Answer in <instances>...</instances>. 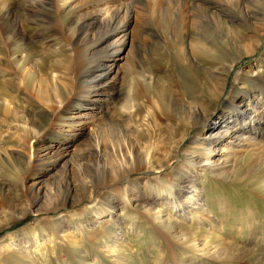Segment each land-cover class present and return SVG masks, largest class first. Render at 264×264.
Returning a JSON list of instances; mask_svg holds the SVG:
<instances>
[{"label": "rangeland", "instance_id": "374dc122", "mask_svg": "<svg viewBox=\"0 0 264 264\" xmlns=\"http://www.w3.org/2000/svg\"><path fill=\"white\" fill-rule=\"evenodd\" d=\"M55 1L58 11L56 10L52 15L60 16L64 24H69L72 18L71 2ZM132 2L134 15L131 37L126 45V58L120 63L115 78L106 77L98 66L109 62L107 58L109 52L97 47L100 33L105 31L98 25H88L76 31L77 24H72L55 33L50 31L44 38L39 39L36 34L44 32L43 29L47 26H51L50 30H52V24L40 25L30 19L24 24L25 34L28 38H32L33 42L29 44V51L27 49L24 51L29 53L28 59L22 60L24 40L20 37L17 40L13 34L7 33L5 27L8 24L0 21V264H88L94 261L95 264H191L189 259L193 255L199 256V263L205 261L204 255L195 249V240L184 241L177 238L169 228L157 223L153 216L146 215L142 211L138 212L139 210L131 215L134 218L137 216L142 218L140 222L145 235L129 236L127 243H130V246L123 245V249H131L135 245L137 250L133 252L134 256L128 259L127 252L122 253V258L105 254L106 251L101 247L104 240L102 235L105 231L103 227L93 231L95 234L84 233V236L88 235L84 242L85 256L77 252L71 244L66 242L62 244L60 239L63 234L60 231L62 225L86 224L92 215L91 208L96 206L97 200L110 202L121 200L126 186L138 178L150 181V185L164 193L173 194L177 189V186L173 185L176 180L173 181L166 175L181 162V155L163 171L157 172L144 165L128 176L125 174L123 177L117 176L111 179L115 175L112 165L117 164L114 165L105 155L95 159L90 153L97 146L95 142L97 139H107L106 137L111 135L118 136L116 134L122 126L119 111L114 110L124 98L133 119L138 108L149 102H155L159 106L163 103L162 108L165 111L163 113L170 118L176 116L165 106L168 104L169 93L194 85L199 91L200 80L203 81V78H200L201 59L199 60L197 55L195 57L197 61L192 60V57H189L192 54L187 55L183 49L185 40L187 44L193 37L202 35L216 42V38L220 36L217 34L215 18L204 16L202 13L200 16L194 0H167L162 4L169 8L162 12L161 8H157V11L153 8L151 0H132ZM222 3L228 6L225 12L226 18L243 22L247 34L256 32L251 26L248 27L247 18L243 16L245 6H254L249 0H228ZM21 7V2H18L17 6L11 9L15 22L21 20ZM257 7L264 10V3ZM7 8L4 1L0 0V18ZM90 35L92 37H89ZM78 45L87 49L84 52L86 57L82 53V58L79 57L81 49L77 47ZM47 49L53 52L46 57L44 53ZM229 54L232 55L231 59H234L236 66L230 74H226L229 76L224 91L208 99L209 105L214 107L220 108L226 99L244 95L246 89L249 91L258 85L253 79L248 80L251 74L246 72L264 59V31L260 45L254 53L238 55L237 51H232ZM200 58L204 57L200 56ZM224 58L223 52L219 51L216 62L221 63ZM38 59L44 60V66L41 67L44 73L55 59H68L67 66L57 73L62 77L69 72L70 80L67 82L69 93L59 96L50 86V80L46 75L37 79L25 72V65L30 67L31 61ZM208 63L209 61L204 59L201 61L205 66ZM135 72L140 73L136 75ZM97 74L100 76L95 79L94 75ZM239 77H241V85H237ZM8 78H12L13 83H16L6 84L5 80ZM128 81L131 84L127 88L129 93L127 96L121 93V87L123 85L126 87ZM43 83L44 87L49 86L47 92L38 87ZM206 84L208 85V81ZM95 85L106 87V92L110 90L111 103L108 106L110 108L107 110L108 115L100 116L98 123L89 132L90 129H85L86 131L80 129L83 124L77 122V119L74 121L72 117L79 111H85L82 107L87 100L88 90ZM162 86H165L164 90L161 89ZM11 88H14V94L12 98H8ZM45 94L54 98H49ZM10 99L13 101L11 102ZM53 99L58 103L49 101ZM5 100H9L10 103ZM95 106L96 104L87 105V108L98 109ZM6 107L8 112L4 113ZM109 116H112V123L108 121L111 124H108L109 130L98 129ZM169 120L165 118L163 121ZM198 128L197 125H191L187 135L188 140L195 137ZM95 131H98V136L91 137V132L95 133ZM80 132L78 141L68 152L70 154L59 163L54 161L57 158L55 154L47 153L48 147L53 145L52 147L56 148ZM78 150H81L79 154L76 153ZM242 150L234 153V165L230 172L220 176L211 174L205 177L204 181H209L204 182V185L208 186L204 196L215 199L213 207L218 211L220 207L217 205L221 201L219 199L223 200L225 212H219L223 216L220 218L225 220L226 228L237 225V228L241 227V231H244L241 234L228 231L226 236L228 238L232 236L234 247L231 251L234 254L232 260L225 264H264V181L262 180L264 148L259 152V157H262L260 161L263 162L256 161L255 165L252 161L254 152L250 150L248 157V154ZM117 163L121 164L119 160ZM75 171L80 180L75 177ZM86 182L89 183L88 187L92 191L89 194L92 196L90 199L84 194ZM159 207L158 203L157 208ZM53 233L54 242L45 241L46 235ZM11 239L14 240V244H10ZM28 239H32L30 246L25 243ZM36 239L41 240L42 251H36V247L33 246ZM235 247H239L242 251L247 250L235 251Z\"/></svg>", "mask_w": 264, "mask_h": 264}, {"label": "bare ground", "instance_id": "6f19581e", "mask_svg": "<svg viewBox=\"0 0 264 264\" xmlns=\"http://www.w3.org/2000/svg\"><path fill=\"white\" fill-rule=\"evenodd\" d=\"M3 1L8 8L0 18V21L2 20V22L8 24L5 27L7 33L13 34L16 39L20 37L21 40H24L22 44V60L28 59L29 53L27 54L24 51L26 49L29 51V44L33 42V39L28 38L25 34L24 24L30 19L40 25L52 24V30H50L51 26H47L43 29L44 32L36 34L39 39L44 38L46 33L50 31L55 33L70 27L72 24H77L76 31L88 25H98L105 31L100 33L97 47L109 52L107 55L109 62L101 63L98 66L108 78L109 76L115 78V75H118L120 63L126 58V45L131 37L134 15V3L132 0H66L71 2L70 12L72 14L71 21L67 25L64 24L60 16L52 15L58 8H56L55 0ZM166 1L151 0L153 8L156 11L157 8H161V12L169 8L163 5ZM227 1L194 0L200 16L203 14L204 16L215 18L217 34L220 36L216 38V42L208 40L202 35L193 37L190 41L188 38L189 42L187 44L185 40L183 49L188 56L192 54L189 56L192 57V60L197 61L195 57L199 55V60L209 61L206 66L202 65L201 61L199 62L202 68L200 78H203V81L200 80L199 83L200 90L197 91L194 85L190 88L185 87V89L181 88L169 93L168 104L165 106L176 115L171 118L166 113H163V103H160V107L155 102H149L142 104L143 106L138 108L134 120L132 118L133 115L128 112L129 107L126 104V98L122 99L118 108L114 110L115 112L119 111L120 116H118L122 126L116 134L118 136L111 135L106 137L107 139H97L95 141L97 146L90 153L95 159L105 155L106 159H110L114 165L117 164L116 166L112 165V171L115 175L111 179L117 176L123 177L125 174L128 176L130 173L140 170L144 165L157 172L163 171L170 167L172 162L181 155V162L175 166L173 171L166 175V177L172 178L173 181L176 180L173 184L177 186L176 191H172L173 194L161 192L153 185H150V181H146V179L143 181V178H138L126 186L124 194L120 198L121 200L118 199V201L113 202L97 200L96 206L91 208L92 215L86 224L72 225L66 223V225H62L60 230L63 233L60 236L62 244L65 242L71 244L77 252L85 256L84 242L88 235L84 236V233L95 234L93 231L103 227L105 231H103L102 237L104 240L101 247H103L102 250L106 251L105 254L122 258V253L127 252V259L133 257V252L137 250L136 246H132L131 249H123L122 246H130V243H127L129 236L137 235L139 237L140 235H145L142 231L143 225L140 222L142 218L138 216L134 218L131 215L139 210L138 212L142 211L146 215L153 216L157 223L169 228L172 231L171 233L174 236L176 235L177 238L184 241L190 239L196 241L195 249L204 255L205 261L199 263V256L192 254L193 257L189 259L191 264H225V262L232 260L231 257H233L234 252L231 250L234 244L231 240L232 236L228 238L226 235L228 231L237 234H241L244 231H241V227L237 228V225L232 228L225 227V220L220 218L222 215L219 212H225L223 210V200L219 199L221 200L219 205H217L220 207L219 211L215 210L213 207L215 199H208L204 196L208 187L204 185V182L209 181L204 180L205 177L211 174L220 176L230 172L234 165V153L237 150L243 149L242 151L245 154H250V150L254 152L252 154V156L254 155L253 165L262 158L261 156L259 157V152L264 148V59L246 72L249 75L251 74L248 80L253 79L254 82L258 83L254 89L249 91L246 89V93L237 98L235 96L226 99L220 108L209 105L208 99L210 97L214 98L224 91L223 89L229 76L226 74H230L236 66V63L233 62L234 59H231L232 55L229 53L237 51L238 55L249 54L254 53L259 47L264 31V10L259 9L257 6L262 2L264 3V1L249 0L254 6H245L243 9V16L247 18L248 27L251 26L256 31L253 34L245 32L246 25L243 22L226 18L225 12L228 6L222 2ZM18 2L22 4L21 20L15 22L11 9L16 7ZM170 9L172 10L171 7ZM190 30L191 28H189ZM89 37L92 36L90 35ZM77 47L81 49L79 57L82 58V54L86 57L84 52L87 49L81 45ZM219 51H222L225 56L221 63L216 62ZM52 52L47 49L44 54L47 57ZM200 56L204 58H200ZM67 60L55 59V61H50L51 63L44 73L41 69L44 60L38 59L31 61L32 65L30 67L25 65V72L30 74V76H35L37 79L46 75L50 80L52 89H55L57 94L61 96L70 92L67 90V82L70 80L69 72L62 75V77L57 73L60 69L67 66ZM135 73L137 75L140 72ZM99 76L100 74L94 75L95 79ZM5 81L6 84L16 83H13L12 78H8ZM206 81H208V85ZM237 82V85H241V77H239ZM130 84L128 81L127 85L125 84L126 87H123V85L121 93L128 96L127 88ZM38 87L44 92L49 90V86L44 87V83L38 85ZM164 87L162 86L161 89L164 90ZM13 92L14 88H11L8 98L13 97ZM45 95L49 98H54V96L49 94ZM110 97L111 92L109 89L106 92V87L95 85V87L88 90L87 100L84 101V107H82L85 111H79L72 119L74 118V121L77 119V122L83 124L80 129H90L89 132L92 131V127L98 123L99 117L108 115L107 110L110 109L108 106L111 103ZM49 101L58 103L56 99ZM5 102L10 103L9 100H5ZM92 104H96L98 109L87 108V105ZM114 104L116 103L114 102ZM5 112H8L7 107ZM162 115H165V118L170 120L168 122L163 121L165 118ZM112 116L107 117L102 122L103 126L98 129H102L101 131L109 130ZM108 121L110 122L108 123ZM191 125L199 126V131L195 137L188 140L187 135ZM97 132H91V137H97ZM80 134L81 132L71 136L68 141L58 145L56 148H53V145L48 147L49 151L47 153L55 154L57 158L54 161L59 163L61 159L70 154L68 152L74 147ZM80 152L81 150H78L76 153L79 154ZM118 160L121 163L119 165L117 163ZM260 162L262 163L263 161ZM75 177L80 180L77 171H75ZM262 180L264 181V177ZM88 186L89 183L86 182L84 194L85 197L90 199L92 196L89 194L92 191ZM158 203L160 204L159 208H157ZM106 229H109V231H106ZM45 238H43L45 241L53 243L55 239L54 233L47 234ZM14 243V240L11 239L10 244ZM25 243L30 246L32 239L26 240ZM33 246L36 247V251H42L43 244L41 240L36 239V243H33ZM245 250L242 251L239 247H235V251L245 252ZM88 264H95V261Z\"/></svg>", "mask_w": 264, "mask_h": 264}]
</instances>
